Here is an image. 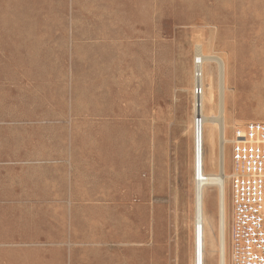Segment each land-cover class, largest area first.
<instances>
[{
	"label": "rangeland",
	"instance_id": "rangeland-1",
	"mask_svg": "<svg viewBox=\"0 0 264 264\" xmlns=\"http://www.w3.org/2000/svg\"><path fill=\"white\" fill-rule=\"evenodd\" d=\"M198 42L264 123V0H0V264L194 263Z\"/></svg>",
	"mask_w": 264,
	"mask_h": 264
},
{
	"label": "bare ground",
	"instance_id": "bare-ground-1",
	"mask_svg": "<svg viewBox=\"0 0 264 264\" xmlns=\"http://www.w3.org/2000/svg\"><path fill=\"white\" fill-rule=\"evenodd\" d=\"M194 51V88L192 87L195 185L193 264H205L204 248L207 241H210V246L215 253L216 264H229L228 182L231 174L228 172V145H231L235 138L232 139L228 135V130L232 126L226 100L228 67L226 60L208 52L201 42L195 45ZM213 65L216 66V73ZM215 76L218 81V95L215 93ZM198 89L200 94L196 93ZM236 125L239 126L236 127L235 134L243 132V125ZM215 190H217V195L216 217L214 218L206 211L205 199L206 193H214ZM259 211L264 213V205L259 208Z\"/></svg>",
	"mask_w": 264,
	"mask_h": 264
},
{
	"label": "built area",
	"instance_id": "built-area-1",
	"mask_svg": "<svg viewBox=\"0 0 264 264\" xmlns=\"http://www.w3.org/2000/svg\"><path fill=\"white\" fill-rule=\"evenodd\" d=\"M200 94V90L196 93ZM232 143L229 264H264V123L247 125Z\"/></svg>",
	"mask_w": 264,
	"mask_h": 264
},
{
	"label": "crops",
	"instance_id": "crops-1",
	"mask_svg": "<svg viewBox=\"0 0 264 264\" xmlns=\"http://www.w3.org/2000/svg\"><path fill=\"white\" fill-rule=\"evenodd\" d=\"M211 197H212V194H209V195H208V202H207V211H208V213H210V214H211V211H210L209 203H210V199H211Z\"/></svg>",
	"mask_w": 264,
	"mask_h": 264
}]
</instances>
